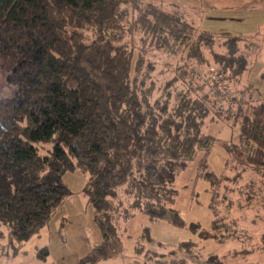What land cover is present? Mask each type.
<instances>
[{
    "label": "trees",
    "instance_id": "1",
    "mask_svg": "<svg viewBox=\"0 0 264 264\" xmlns=\"http://www.w3.org/2000/svg\"><path fill=\"white\" fill-rule=\"evenodd\" d=\"M169 4L0 0V70L13 87L11 95L0 97V238L6 236L14 251L69 195L60 179L66 170L87 174L84 191L103 236L92 256L76 264L108 257L116 247L104 244L118 236L113 222L135 212L151 222L184 227L173 205L175 180L196 156V178L210 187L252 169L259 184L247 181L238 191L246 204L256 199L264 208V100L254 98L249 85L239 86L250 62L251 37L199 29L182 7ZM161 54L188 68L179 64L170 69V78L156 82L155 75L163 73L156 70ZM194 64L217 68L212 74L234 85L230 108L216 110L206 85L190 73ZM214 75L211 86L218 90ZM207 121H227L230 138L206 132ZM217 142L227 154L225 165L236 170L234 177L208 168ZM37 143L50 144L48 152L41 154ZM215 195L211 191L209 229L191 223L197 239H180L168 259L140 241L135 249L155 264H225L217 252L203 257L198 243L244 240L239 235L246 229L218 215ZM142 237L155 241L148 227ZM256 239L264 251V229ZM47 254L45 246L36 251L42 260Z\"/></svg>",
    "mask_w": 264,
    "mask_h": 264
},
{
    "label": "rangeland",
    "instance_id": "2",
    "mask_svg": "<svg viewBox=\"0 0 264 264\" xmlns=\"http://www.w3.org/2000/svg\"><path fill=\"white\" fill-rule=\"evenodd\" d=\"M152 1L160 5L170 6L169 3H174L178 6L177 8L182 7L183 12L189 13L188 15L192 17L199 29L251 37L252 42L246 47L250 62L241 75L239 86L249 85L252 88V96L264 100V0ZM160 59H158L160 62L156 70H162L163 73L158 72L155 75L156 82L170 78L173 74L170 69L179 64L182 69L188 68L184 61H178L173 56L165 57L161 54ZM189 70L197 80L206 85L214 98L216 110L221 105L229 107L228 100H224L223 95L211 86L210 80L214 75L212 73L217 68L209 70L206 66L194 64ZM228 84L227 92L231 95L234 85L231 82ZM12 92L13 87L6 82L5 74L0 70V97L9 96ZM244 94L247 96L246 93ZM231 103L234 104L233 100ZM229 116H232V112ZM206 127L204 130L215 134L218 139H229L231 136V128L227 121H207ZM36 146L41 154H46L50 148L48 143H37ZM225 153L218 142L213 145L207 157L208 168L216 174H227L234 177L236 170L233 169V165H225L223 161ZM196 160L197 156L189 161L187 167L175 180L177 195L173 205L184 217L186 221L184 227H175L164 221L151 222L141 212H135L128 219H115L113 223L118 236L114 238V242L108 241L104 245L109 248L116 247V249H112L108 257L95 262H87V264H155L147 261L143 252L135 249L139 241L147 249L160 254L164 253L161 255L165 257V260L168 259L172 246L176 245L180 239H197V233L189 227L191 223H199L201 227L209 229L212 218L208 208L211 191L212 194H216L213 198V205L218 209V215L224 217L226 223H230V218L238 221V224L246 229L242 230L243 233L239 237L246 239L230 238L224 243L208 239L198 243V251L202 256L208 252H217L221 257L223 256L225 264H246L253 261L262 263L264 251L260 250V240L256 238L264 229V208L256 199L246 204L244 196L238 191V187L240 185L243 187L247 181L252 180L259 184L258 174L249 168L235 181L219 180V183L210 187L204 178H196ZM60 179L69 189V195L55 210L51 219L37 233L31 235L18 250L14 251L6 236L0 238V264H76L81 263L87 256H92L95 249L99 247L103 236L95 219L93 204L84 191L87 174L78 169L66 170L61 173ZM144 227H148L149 235L164 246H159L155 241L147 242L142 237ZM43 246L48 249L44 260L36 256L37 249ZM243 247L251 251L237 252Z\"/></svg>",
    "mask_w": 264,
    "mask_h": 264
},
{
    "label": "built area",
    "instance_id": "3",
    "mask_svg": "<svg viewBox=\"0 0 264 264\" xmlns=\"http://www.w3.org/2000/svg\"><path fill=\"white\" fill-rule=\"evenodd\" d=\"M214 76L218 82L219 94L223 95V99L228 100V103L231 104L233 95L232 94L230 95L227 92V89L229 88V84L226 82L224 76H222L220 73H216Z\"/></svg>",
    "mask_w": 264,
    "mask_h": 264
},
{
    "label": "crops",
    "instance_id": "4",
    "mask_svg": "<svg viewBox=\"0 0 264 264\" xmlns=\"http://www.w3.org/2000/svg\"><path fill=\"white\" fill-rule=\"evenodd\" d=\"M224 150V149H223ZM226 160V153H225V156H223V161ZM224 163V162H223ZM142 243V242H141Z\"/></svg>",
    "mask_w": 264,
    "mask_h": 264
}]
</instances>
